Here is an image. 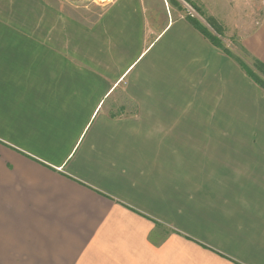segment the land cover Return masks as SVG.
<instances>
[{
    "label": "crops",
    "instance_id": "obj_1",
    "mask_svg": "<svg viewBox=\"0 0 264 264\" xmlns=\"http://www.w3.org/2000/svg\"><path fill=\"white\" fill-rule=\"evenodd\" d=\"M178 3L42 40L53 6L0 0V264H264V89ZM256 7L214 18L264 63ZM218 116L256 131L200 133Z\"/></svg>",
    "mask_w": 264,
    "mask_h": 264
},
{
    "label": "rangeland",
    "instance_id": "obj_2",
    "mask_svg": "<svg viewBox=\"0 0 264 264\" xmlns=\"http://www.w3.org/2000/svg\"><path fill=\"white\" fill-rule=\"evenodd\" d=\"M111 0L100 1V0H42L44 5L53 6V11L56 9V13L43 12L42 15V23L41 26L43 28V33L41 34L42 40H52L53 35V26L59 27L60 35L58 37L59 40H65L62 32L67 33L68 27H74V37L68 36L67 40H82V30L83 26L87 28H93L97 24V19L99 17L100 12H102L105 5H107ZM260 1V0H259ZM264 2V0H262ZM34 4L35 2H28V4ZM183 4L178 3L183 7L182 9L188 11V7H191L194 10L195 17H191L187 12V17L191 21V19H195L201 23V25L205 28V30L211 35L216 37L221 49L224 51L227 50L230 52L231 56L235 59V61L240 65V63L236 60L241 59L243 63L250 66L252 70L256 72V74H260L262 79L264 80V75L260 73L254 65L255 56L250 54L248 50L241 44V41L238 40L239 36H235L233 38L228 37L226 35V30L223 27L225 23L219 21L214 18V14H218L219 17L224 18L227 22L225 26H229L231 28L238 27L239 21L245 17L248 13L245 11L247 7H256L258 4V0H182ZM257 8V7H256ZM235 9V11H234ZM13 14H10V16ZM29 15V14H28ZM260 13H256L255 19L259 22ZM51 16L57 17V22L55 25L50 26L51 24ZM238 19V20H237ZM67 21H71L74 24H68ZM221 23L220 26L218 23ZM237 22V24H236ZM28 24V26L26 25ZM11 30L16 33L18 36L26 38L27 40H38L35 37L34 24L29 21V19L25 20V23H20L19 27H13L12 22ZM220 27H219V26ZM217 28H221L222 35L217 33ZM64 30V31H63ZM225 30V32H224ZM20 31V32H19ZM230 31H233L232 29ZM237 31V29H236ZM239 31V30H238ZM223 36V37H222ZM91 40H97V38H91ZM217 46V45H216ZM229 54V55H230ZM242 68V66L240 65ZM243 69V68H242ZM244 70V69H243ZM245 71V70H244ZM246 72V71H245ZM247 74V73H246ZM249 76V75H248ZM250 77V76H249ZM251 78V77H250ZM252 79V78H251ZM252 81H254L252 79ZM258 84L256 81H254ZM259 85V84H258ZM260 86V85H259ZM264 89L262 86H260ZM214 115V110L211 111ZM228 118L226 117H216L214 118L213 124L202 125L201 132L203 135L210 136V132L219 135H225L228 132H252L256 131V127L253 125H244V124H229ZM214 144V142H213ZM211 163L214 164V160H211Z\"/></svg>",
    "mask_w": 264,
    "mask_h": 264
},
{
    "label": "trees",
    "instance_id": "obj_3",
    "mask_svg": "<svg viewBox=\"0 0 264 264\" xmlns=\"http://www.w3.org/2000/svg\"><path fill=\"white\" fill-rule=\"evenodd\" d=\"M191 22L200 30L202 31L215 45L220 46L218 43V40H216V37L213 36L212 34L210 35L205 28L201 25V23L195 19H191ZM217 33L222 35L221 33V29L217 28ZM226 53L230 54V52H228L227 50H225ZM231 55V54H230ZM233 57V56H232ZM240 65L242 66V68L246 71V73L254 80L256 81L260 86H262L264 88V80L262 79L260 74H256V72L254 70H252L250 68V66L246 65L245 63H243V61L241 59H236ZM254 65L255 68H257V70L262 73L264 75V63L259 60L258 58L255 57L254 59Z\"/></svg>",
    "mask_w": 264,
    "mask_h": 264
},
{
    "label": "built area",
    "instance_id": "obj_4",
    "mask_svg": "<svg viewBox=\"0 0 264 264\" xmlns=\"http://www.w3.org/2000/svg\"><path fill=\"white\" fill-rule=\"evenodd\" d=\"M188 14L191 16V17H195V13H194V10L191 8V7H188Z\"/></svg>",
    "mask_w": 264,
    "mask_h": 264
},
{
    "label": "bare ground",
    "instance_id": "obj_5",
    "mask_svg": "<svg viewBox=\"0 0 264 264\" xmlns=\"http://www.w3.org/2000/svg\"><path fill=\"white\" fill-rule=\"evenodd\" d=\"M100 1H106V0H100Z\"/></svg>",
    "mask_w": 264,
    "mask_h": 264
}]
</instances>
